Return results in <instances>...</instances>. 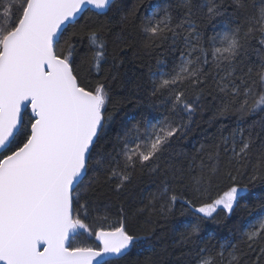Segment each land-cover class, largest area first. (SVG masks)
<instances>
[{"label": "snow or ice", "instance_id": "6c2138e0", "mask_svg": "<svg viewBox=\"0 0 264 264\" xmlns=\"http://www.w3.org/2000/svg\"><path fill=\"white\" fill-rule=\"evenodd\" d=\"M142 57L167 59L145 72ZM114 86L155 114H122ZM209 104L219 127L181 166ZM111 195L141 206L109 221ZM177 202L189 218L169 242L156 233ZM238 210L234 233L205 238ZM176 249L180 264H264V0H0V264H166Z\"/></svg>", "mask_w": 264, "mask_h": 264}, {"label": "trees", "instance_id": "16d2710c", "mask_svg": "<svg viewBox=\"0 0 264 264\" xmlns=\"http://www.w3.org/2000/svg\"><path fill=\"white\" fill-rule=\"evenodd\" d=\"M150 2V0H148ZM84 17H90L91 20H96L97 17L95 16L93 11H86L84 12V16L80 18V23H84ZM99 19H103V17H100ZM72 29L69 28V32H71ZM67 35V33H66ZM75 43V41H73ZM85 43H87L85 41ZM130 43H134L137 47L140 45L139 39H135L134 41H130ZM81 51L84 50V46H80ZM111 49H109L110 51ZM129 56H131V52L128 53ZM177 56L179 53L176 54ZM161 58V59H167V57H154L151 61H149L148 57H142V61L145 65L143 68V71H147V65L151 63V65L155 66V59ZM253 60L256 59L255 54L251 57ZM104 69H107L108 65H103ZM141 72L140 62L137 61L136 63L129 65V76H132L133 73H136L138 76ZM104 73L101 72L99 75L93 73V75L90 77V79L95 82L97 80L102 79ZM114 98L122 100L121 106V112L127 113L129 115L135 114L139 116V113L141 111H145L146 114L152 115L155 114L152 112L151 109H148L145 104L141 105L139 103L138 97L136 96H130L128 94L127 89L122 88H115L114 86ZM213 116V107L212 105H208L205 110L202 113H198L197 116L194 117V123L192 124V130L189 133L188 137L186 139H183L179 142L177 146V152H180L181 149L184 150V152L188 153L187 156L177 155L176 162L184 167H187L189 162L191 161L192 154H194L195 149L200 147V143H208L212 133L216 131V128L219 127V124H213L211 117ZM220 123H230L229 120L225 118L220 119ZM110 135L114 136L115 133H110ZM196 163H199V160L196 161ZM247 178H245L246 180ZM140 189H144L145 194L148 190H154L152 188V185L149 183L148 178L145 176L142 179H138L135 182L134 190L139 191ZM261 192V186L257 185L255 188L252 189L253 195H258ZM104 203L109 204L108 209V218L109 221L117 219V213L120 211L121 206L127 208L129 210V215L131 216V213L135 211L136 208L140 207L141 205L139 203L133 202L131 199L120 196L117 197L115 195L109 196L107 199H104ZM181 212L184 214L181 215ZM83 215V213H82ZM96 215H105L104 212L101 213H95L93 212L91 214V217L86 220V223H89L91 226L95 227L93 224L92 217H95ZM147 214H145V217ZM189 218V213L185 212L184 209L181 207V202H177L176 204V211L175 215L169 218L168 221V227L165 230V232H160L157 230L156 235L157 236H164L167 241H171L173 238H178V233L182 231L183 229L178 227V225H181L186 221V219ZM247 218V213L245 211L238 210L236 214L232 215L229 218H225V213L223 211H219L218 214H214V219H209L205 222L204 228L205 232L203 235L205 238L208 234H213L217 237H228L232 233H234L240 224V221ZM145 218H140L138 221V224H143ZM215 221H219V223H216ZM155 227V225H152ZM231 230V231H230ZM74 246L75 244H79L81 242L87 243V244H94L93 239H85L84 236H75L73 237ZM215 241H213L214 243ZM138 251H143V248L138 249ZM136 253H133V259H135ZM180 257V250L176 249L171 256L164 257L163 259L166 260V264H180L179 262Z\"/></svg>", "mask_w": 264, "mask_h": 264}, {"label": "water", "instance_id": "95a60500", "mask_svg": "<svg viewBox=\"0 0 264 264\" xmlns=\"http://www.w3.org/2000/svg\"><path fill=\"white\" fill-rule=\"evenodd\" d=\"M89 7H91V6H89Z\"/></svg>", "mask_w": 264, "mask_h": 264}]
</instances>
